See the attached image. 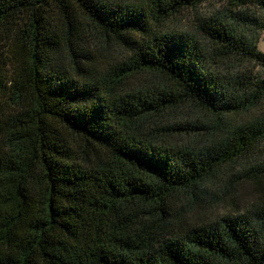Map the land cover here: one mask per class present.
<instances>
[{"label": "trees", "instance_id": "1", "mask_svg": "<svg viewBox=\"0 0 264 264\" xmlns=\"http://www.w3.org/2000/svg\"><path fill=\"white\" fill-rule=\"evenodd\" d=\"M204 1L0 0V264H264V0Z\"/></svg>", "mask_w": 264, "mask_h": 264}, {"label": "rangeland", "instance_id": "2", "mask_svg": "<svg viewBox=\"0 0 264 264\" xmlns=\"http://www.w3.org/2000/svg\"><path fill=\"white\" fill-rule=\"evenodd\" d=\"M227 3L228 0H205L195 8H186L172 16L165 22L164 29L179 32L192 31L199 16L221 9ZM258 47L264 52V33L259 40ZM103 49V53L110 60L119 57V51L111 43L108 42ZM260 155L261 152H256L236 159V171H239L240 164H244L247 167L256 163L260 159ZM255 187L254 181L251 179L242 177L235 180H230V178L223 179L214 184L211 192L198 203L196 214L201 220H207L231 211H244L249 207L254 196L259 193Z\"/></svg>", "mask_w": 264, "mask_h": 264}]
</instances>
